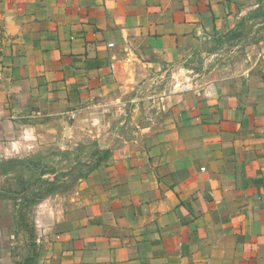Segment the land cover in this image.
Segmentation results:
<instances>
[{"label":"crops","instance_id":"0c3cea01","mask_svg":"<svg viewBox=\"0 0 264 264\" xmlns=\"http://www.w3.org/2000/svg\"><path fill=\"white\" fill-rule=\"evenodd\" d=\"M257 2L0 0V167L83 139L109 152L85 210L56 207L33 241L0 196V264H264V39L192 76Z\"/></svg>","mask_w":264,"mask_h":264},{"label":"rangeland","instance_id":"374dc122","mask_svg":"<svg viewBox=\"0 0 264 264\" xmlns=\"http://www.w3.org/2000/svg\"><path fill=\"white\" fill-rule=\"evenodd\" d=\"M259 6L249 16L248 25L244 26L231 39L224 38L222 44L216 50H211L212 58L198 63L192 67L199 81L210 67L219 65L229 67L240 56L247 54V48L259 44L264 39V0H258ZM211 51L209 53H211ZM160 85L155 89H149L140 102V111L137 117L147 118L156 109L154 102L160 97ZM136 116V113H134ZM104 150L95 142L83 139L78 143L65 145H44L36 153L27 157L16 159L10 164L4 163L0 170L4 173L2 182L7 189L0 192V196H9L16 204L15 233L20 240L33 241L46 227L54 226L52 214L57 210H63L68 215L76 204L81 207L86 198V185L92 181V176L104 161ZM7 171L11 173L6 177ZM40 186V187H39ZM13 188H16L13 190ZM39 189V191H37ZM46 195L47 207L40 208L38 200ZM19 200V202H18ZM59 225V223H57ZM55 224V227H57Z\"/></svg>","mask_w":264,"mask_h":264},{"label":"trees","instance_id":"16d2710c","mask_svg":"<svg viewBox=\"0 0 264 264\" xmlns=\"http://www.w3.org/2000/svg\"><path fill=\"white\" fill-rule=\"evenodd\" d=\"M103 154H104V158H105V159L108 158V156H109V152H108V151L104 150ZM105 159H104V160H105ZM98 166H99V165H98Z\"/></svg>","mask_w":264,"mask_h":264},{"label":"built area","instance_id":"2783aa9c","mask_svg":"<svg viewBox=\"0 0 264 264\" xmlns=\"http://www.w3.org/2000/svg\"><path fill=\"white\" fill-rule=\"evenodd\" d=\"M202 170L204 171L205 169L203 168Z\"/></svg>","mask_w":264,"mask_h":264}]
</instances>
